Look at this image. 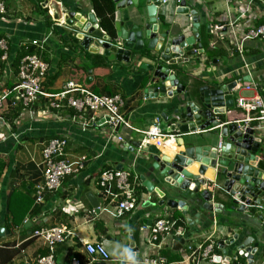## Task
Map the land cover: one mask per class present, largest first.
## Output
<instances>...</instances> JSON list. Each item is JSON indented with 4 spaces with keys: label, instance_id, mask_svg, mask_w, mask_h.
Here are the masks:
<instances>
[{
    "label": "crops",
    "instance_id": "0c3cea01",
    "mask_svg": "<svg viewBox=\"0 0 264 264\" xmlns=\"http://www.w3.org/2000/svg\"><path fill=\"white\" fill-rule=\"evenodd\" d=\"M0 1L5 4L7 10L6 15H0V35L9 40L6 59L2 58L3 53L0 51V90L18 82V71H15L13 62L20 48L31 45L34 40L40 43L46 41L44 53H40L41 58L50 66L45 82L46 91L58 94L68 82L73 81L98 95H119L123 99L121 112L133 128L120 125L116 129L117 135L125 136L126 145H121L111 137L106 127L92 126L90 130L83 132L81 119H73L78 116L74 110L64 109L56 112V116H43L39 112L43 111L45 101L33 108L21 104L13 106L9 101L4 109L8 126L0 129V133L6 135L5 141H0V264H33L39 257L48 255L46 243L43 239L33 237V232L41 227L62 224L74 230V237L57 246L56 264H71L73 258H77L81 264H142L144 259L157 256H162L173 264H187L188 252L185 246L176 249L173 239L167 240L161 249L151 246L148 242V226H151L157 217L166 214L176 219L184 217V220H181L182 228L187 237L193 240L204 239L208 244L210 241L230 240L239 231V238L243 241L252 237L254 242L259 243L255 255H252V261H248L249 257L234 256L233 259L237 260L233 264H264V224L258 219H246L248 215L243 214L231 217L229 213L227 215L224 212L209 213L198 204L192 205L190 199L180 196L178 198L187 202V216L192 218L193 224L188 222L187 216L180 208L172 209L165 205L155 213L151 209L159 204L160 198L156 193L150 192L143 181L144 178L146 183L152 182L156 187L163 189V184L155 177L156 173L153 174L150 169L153 160L147 150L151 147L146 146L141 132L147 130L156 118L162 120L164 131L169 130L179 98L189 95L197 102L200 89L205 87L215 90L232 83L242 87L248 83L256 84V90L243 89L241 92L232 93L234 106L228 114L229 119L224 120L227 122L232 118L242 120L245 117V112L236 106L239 97L252 99L259 94L264 100V41H247L244 54L239 52L235 43L232 44L235 35L239 41L247 31L245 25L248 18H239L237 8L247 5L249 0H186L188 5L194 3V8L200 14L199 33L204 53H197L196 59L189 60V56L184 55L187 62L183 64L171 65L162 62L175 73L180 84L186 87L184 94L173 99L149 98L145 95V89L155 70L154 61L158 57L157 53L148 49V40H144L145 47L141 52L132 53L129 62L111 61L102 54H92L82 47L81 42L75 39L77 32L74 28L57 27L60 23L59 19L55 20L59 18L57 7L52 4L50 7H44L45 0ZM114 3L115 39L122 31L127 33L134 27L146 32L145 26L149 20L146 0H138L137 6L126 5L121 9L117 8L115 1ZM179 3L177 0H170L157 10L160 34L170 31L173 35H192L194 21L190 14L177 13ZM251 6L257 14L264 11V4L256 3ZM62 7L64 11H74L85 17L91 13L95 14L88 0H63ZM260 22L262 20L255 21L256 24ZM217 24L224 25L225 28L235 25V28L222 29L221 33L225 35L222 37L221 34L212 32V28ZM194 48L196 47H188L184 53ZM143 64L148 67L141 68ZM164 113L170 119L166 124H163ZM92 117H96L99 122L102 113L85 114L86 119ZM257 125L253 123L250 127ZM29 128L33 130L22 133L23 137L19 141L15 139V134ZM258 133L263 134L264 138V129L261 128ZM170 134L174 135V138L166 140L157 150L171 160L189 146H183L180 133ZM55 137L68 138L67 154L71 160L86 157L85 169L79 174L66 177L59 190L48 193L45 203L37 205L36 186L43 181L46 167L43 146ZM191 137L194 138L185 137L186 142L190 141ZM199 140L195 146L220 141L215 135ZM131 147L135 150L131 151ZM199 167L200 163L194 162L186 171L193 176H199ZM120 168L131 173L132 181L137 179L136 195L140 204L136 211L126 212L123 217L116 219L112 215L115 204L108 198L105 190L100 188L99 180L102 171ZM212 173L214 176V172L208 170L204 178L213 179ZM207 187L208 185L203 186L201 190ZM210 187L217 192L214 202L223 203L224 209L230 208L229 204L219 197L218 188ZM89 195L98 201L99 210L92 206ZM147 203L148 206L144 207ZM215 219L218 222L217 227L214 226ZM125 228L126 234L123 232ZM103 231L106 232L105 235ZM130 236L135 242V248H138V253H134L135 250L130 247ZM83 241L103 242L110 255L120 261L91 262L83 248ZM6 250L15 251L12 262H1ZM227 250L233 253L234 247H228ZM219 253L221 256L222 251ZM136 256L138 258H134Z\"/></svg>",
    "mask_w": 264,
    "mask_h": 264
},
{
    "label": "water",
    "instance_id": "95a60500",
    "mask_svg": "<svg viewBox=\"0 0 264 264\" xmlns=\"http://www.w3.org/2000/svg\"><path fill=\"white\" fill-rule=\"evenodd\" d=\"M63 0H45L44 7L54 5L57 7V19L65 21L70 28L77 32L75 39L79 40L86 50L92 54H102L109 60L129 62L133 52H141L145 47V39L148 40V49L158 54L155 70L152 72L150 81L145 89V95L149 98H170L184 94L186 87L180 84L178 77L168 67L162 64H183L187 62L184 55L189 56L188 60L196 59V55L203 54V44L200 38V14L194 8V3L182 0L179 3L177 13L180 15L190 14L193 19L192 35H173L170 31L160 34V25L157 18V10L163 6V0H146L148 5L149 20L145 26L146 32L134 27L129 32H121L118 38H111L100 28L95 14L91 13L87 17L74 11L63 13ZM117 8L125 6L138 5V0H114ZM170 1V0H169ZM210 33V29H208ZM188 47H196L188 53L184 50ZM197 49V52L196 50ZM143 64L141 68H147ZM89 75L91 71H88ZM90 81V79H89ZM88 81V82H89ZM236 83L227 84L215 90L208 87L200 89L197 102L190 96H183L177 100L178 108L175 110V116L171 121L170 131L180 133L183 138L184 151L178 153L170 160L167 156H162L159 150L151 147L149 152L153 160L150 169L161 184L169 185L175 191L177 197H170L165 190L156 187L154 183L147 182L143 178L144 184L150 192L156 193L160 202L158 207L167 206L172 209H182L184 215H188V205L184 199H190L191 204H198L209 213L216 211L218 214L229 213L231 217L237 214L248 215L245 218L258 219L264 224V138L263 135L254 129L246 126L240 127L237 119H230V124H226L228 114L234 106L233 89ZM163 124L170 122L165 113L162 115ZM208 134V135H206ZM189 135V136H188ZM197 135V136H196ZM219 137L220 141L213 144L208 143L205 146H195L197 141L207 139V136ZM193 136L186 142L185 137ZM209 142V141H207ZM206 142V143H207ZM221 143L222 147L219 148ZM191 145V146H190ZM140 147V146H139ZM135 149L131 147V151ZM199 162V176L188 174L186 168ZM211 170L213 179H205L204 176ZM217 183V184H216ZM208 187L201 190L203 186ZM210 186L218 188V195L230 208L224 209L223 203H215L217 192L211 190ZM215 189V188H213ZM201 190V191H200ZM180 196V198H178ZM92 206L99 210L98 201L88 196ZM148 203L144 206L147 207ZM258 209V211H255ZM228 215V214H227ZM200 217V214L197 215ZM190 224H193L192 218L187 216ZM228 223V222H227ZM124 234L127 229L123 230ZM240 232V231H239ZM239 232L230 240H220L217 244L215 262L217 264H229L234 256L255 255L259 243L254 242L252 237L245 241L239 238ZM130 233V232H129ZM131 235V233L129 234ZM131 237V236H130ZM131 239L130 247L134 252L135 242ZM185 240H177L174 243L176 249H181L185 245ZM253 245V246H252ZM228 247H234L233 253H229ZM222 251L220 256L219 251ZM249 263V262H248ZM250 264V263H249Z\"/></svg>",
    "mask_w": 264,
    "mask_h": 264
},
{
    "label": "built area",
    "instance_id": "2783aa9c",
    "mask_svg": "<svg viewBox=\"0 0 264 264\" xmlns=\"http://www.w3.org/2000/svg\"><path fill=\"white\" fill-rule=\"evenodd\" d=\"M169 0H163L162 5L167 4ZM179 3L180 0H177ZM264 4V0H249L247 5L237 8L240 14L239 18H248L246 23L247 31L243 33L241 39L238 41L235 35L234 41L238 47L237 49L241 54H244L245 43L247 41H264V11H260L258 14L253 11L254 8L251 4L256 5ZM63 13L67 11L63 10ZM7 14L6 6L0 1V15ZM247 15V16H246ZM256 20H262L260 24H256ZM58 22V21H57ZM60 22V21H59ZM99 23V22H98ZM59 28H69V25L65 21H61L57 24ZM224 25L217 24L212 28V32L218 33L225 37L221 33L224 29ZM235 25H230L225 30H232ZM234 32V31H233ZM46 41L40 43L33 41L32 45L43 52ZM8 42L4 39H0V51H2L3 59L8 56ZM197 52V49H195ZM248 67V66H247ZM50 66L45 62L38 53L25 57L19 66L18 70V82L14 85L13 89L4 88L0 90V129L7 127V121L4 118V109L8 105L9 101L13 103V106L19 104L33 108L41 101H45L43 111L39 114L43 116H56V112H60L64 109L74 110L78 113V116H74L75 121L81 119V129L86 132L92 128V126L106 127L111 133V137L116 139L118 144L124 145L126 140L125 136L117 135L116 129L120 125L133 129L128 121L124 118L121 112L123 107V99L119 95H98L89 90L87 87L70 81L68 82L63 91L58 94H51L46 91L45 82L47 79ZM251 77V76H250ZM256 84L248 83L242 86H236L233 92H241L243 89L246 91L256 90ZM236 106L245 112V117L242 120H236L240 127H250L253 123H257V127H250L257 132L264 129V100L257 94L252 99L242 98L236 101ZM88 112L102 113L101 121L97 122L96 117L86 119L85 114ZM227 122L226 124H230ZM29 128L25 131H21L14 135L16 140H20L23 137L22 133L32 131ZM139 132V131H138ZM141 132V131H140ZM144 136V142L146 146L153 147L155 149L161 148L166 140L173 139L174 135L170 129L164 131L162 128V120L156 118L153 124L145 131L141 132ZM174 133V132H173ZM261 134V133H260ZM110 135V134H109ZM263 135V134H261ZM5 136L0 133V141H5ZM69 140L67 137H55L50 139L43 147V158L45 164L44 179L36 186L35 191V203L41 205L45 203V198L48 193H53L60 189L63 180L75 174H79L85 169L86 157H81L78 160H71L67 154V146ZM126 145V144H125ZM221 143L219 148H221ZM141 148V147H140ZM131 173L125 169H107L102 171L99 180V186L104 189L108 195V198L115 204L113 217L119 219L125 215L126 212H134L139 207V200L136 195V180L131 178ZM181 219H176L170 214H166L162 217H157L151 226H148V242L151 246L161 249L165 242L169 239H173V244L177 240H185V248L188 252L187 264H202L207 262L209 264H217L215 262L217 241H208L204 239H195L187 237L185 230L182 226L176 228V224ZM214 226L217 227L218 222L214 220ZM33 237L43 239L46 243L49 254L39 257L33 264H56L55 262V250L58 245L63 244L66 240L74 237V230L67 225H58L54 227H41L33 232ZM83 248L86 254L91 259V262H109L120 261L118 258H113L103 242L96 241H83ZM183 246V247H184ZM138 253V252H134ZM251 254L248 255V261H252ZM138 258V256L134 257ZM237 258L232 259L229 264L235 263ZM71 264H81L77 258H73ZM142 264H173L167 261L162 256L146 258L142 261Z\"/></svg>",
    "mask_w": 264,
    "mask_h": 264
},
{
    "label": "trees",
    "instance_id": "16d2710c",
    "mask_svg": "<svg viewBox=\"0 0 264 264\" xmlns=\"http://www.w3.org/2000/svg\"><path fill=\"white\" fill-rule=\"evenodd\" d=\"M91 3L92 9L96 15V17L99 20L100 28L108 34V36H111L114 38L116 36V28H115V23H114V12H115V3L113 0H88ZM261 23V22H260ZM257 23V24H260ZM3 38L7 42L9 41L6 36L2 37L0 35V39ZM7 38V39H6ZM35 53H38L39 56L41 57L44 52H40L36 46L34 45H28L27 47H21L20 51L17 53L14 62H13V67L15 71L17 72L19 70V66L21 61L29 56L33 55ZM14 86L9 85V89H13ZM256 124V123H254ZM181 220H184V217L181 216ZM209 225V223H208ZM182 226V221L178 222L176 224V228ZM104 235L106 234L105 231L102 232ZM101 242V241H100ZM16 253L15 251H9L6 250L4 251V256H2L1 262H12L14 259Z\"/></svg>",
    "mask_w": 264,
    "mask_h": 264
},
{
    "label": "rangeland",
    "instance_id": "374dc122",
    "mask_svg": "<svg viewBox=\"0 0 264 264\" xmlns=\"http://www.w3.org/2000/svg\"><path fill=\"white\" fill-rule=\"evenodd\" d=\"M198 98H199V97H198ZM163 189L165 190L166 194L169 195L170 197H177L175 191H173V190L169 187V185L163 184ZM157 207H158V206H155V207H154L153 209H151V210H153L155 213H158V212L161 210V208H160V207L157 208ZM161 212H162V211H161Z\"/></svg>",
    "mask_w": 264,
    "mask_h": 264
}]
</instances>
